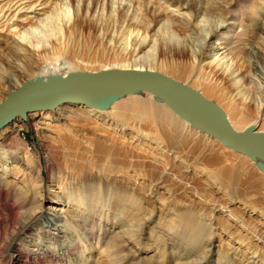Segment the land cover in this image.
<instances>
[{
  "label": "rangeland",
  "instance_id": "374dc122",
  "mask_svg": "<svg viewBox=\"0 0 264 264\" xmlns=\"http://www.w3.org/2000/svg\"><path fill=\"white\" fill-rule=\"evenodd\" d=\"M6 1L2 0V3ZM44 1L49 4L47 10L49 19L46 25L36 23V17L30 19L24 25V28L28 29L25 39L18 36L20 25L17 24H13L12 28L6 26L0 32V100L16 83H22L28 78L41 74L42 63L50 59L62 63L61 66L64 67L70 64L68 68L72 67L73 71L97 70L114 64H129L131 67L153 66V69L183 81L187 78V73L182 69L183 62L178 63V59L172 60L167 56L164 52L166 49L160 43L151 53L139 58L140 60L128 54L135 42L145 35L146 25L149 22V19L145 18L143 0L141 2L140 0ZM200 1L203 6L205 3L211 5L216 2V0ZM218 1L226 5L228 0ZM255 1L264 2V0ZM122 4L130 6V16L124 22L119 19V8ZM173 6L169 8L173 9ZM174 11L178 13V10ZM257 14L260 19L264 17V4L257 5ZM166 15L167 13L163 14L164 18L167 17ZM247 16L248 19L250 14L248 13ZM166 23L168 24V21ZM162 26L158 35L167 36L166 25ZM245 39L243 46H247L248 52L245 56L246 64L254 61L258 63L262 69L258 67L255 71L258 77L262 78L264 77V37L247 31ZM53 49H58L59 53L54 55ZM183 60L189 62L188 57ZM64 61L66 63H63ZM174 62L176 64H173ZM189 79L188 81L196 85L200 84L195 77ZM204 85L200 84L204 94L219 102L226 111L231 110L228 98L221 92H211ZM251 89V91L242 90V93L260 99L261 94L257 90L255 92V88L251 87ZM135 96L136 99L133 97L123 99L126 101L124 106L126 109L121 118L117 115H120L122 110H113V106L98 113H89L85 109L72 106L54 114H34L30 120L20 118L9 125L0 136V147H3L2 142L10 136V133L19 132L32 149V153L40 157L45 164L47 152L43 142H50L53 148L60 150L63 165L61 171L66 176L81 179L85 177L84 174L91 173L93 179H96L99 193L94 195L88 193L87 189L84 190V185H77L78 182L72 179L69 186L73 188L77 185L74 188L76 190L69 196L61 192L60 197L57 196L61 201L52 200L54 195L49 192L52 190V182L45 170L44 191L46 192L43 193L45 197L39 209H44L45 216L48 214L50 218L46 217L42 220L41 225L47 232H51L50 235L55 234L56 237L40 238L35 235L29 236L24 232L19 237H13L15 229H11L6 233L7 237L5 235L0 240V244H29L33 248L32 255L39 253L36 245L42 244L55 254H60L74 238H85V244L78 253L66 256V260L58 264H103L104 262L110 264V260L121 259L127 254L131 258L134 257L128 264H188L193 259L200 260L205 255L204 260L206 262L210 260V264H256V262L264 264V245L257 241V232L264 227V171L249 158L241 157L237 152L230 151L208 135L184 123L178 121L168 123L170 120L164 121L159 115H154L150 119L141 114L139 100H143L148 106L155 102L145 94ZM59 112H62L63 116L60 121L69 118L68 123L73 126H63L64 128L57 129L53 134L52 127L46 123H56ZM234 115H232L233 121L240 126V129L249 124L264 129V117L254 120L255 118L251 116L243 121L240 116ZM112 118L118 122L114 124L118 132L115 133L116 135L112 134L117 136L116 141H107L90 129L91 123L105 125L108 120L112 121ZM123 136L126 142L123 141ZM108 137L111 139L110 135ZM11 160L10 158L8 162ZM16 162L11 161L10 168ZM164 172L168 173V176L164 175ZM19 173L20 171L17 174L12 173V177L8 174L10 175L8 179L17 177L13 186L15 189L21 187L24 190L28 186L22 181L25 176ZM109 175L123 179L129 187L126 188L124 184L120 185L119 190H115L107 183ZM21 189L16 191L21 193L23 191ZM52 191L58 190L53 188ZM75 192L86 193L83 194L86 198L91 196L96 207L92 209L89 204L83 207L75 199ZM210 204L229 206L234 218L241 220L246 229L237 225L232 218L228 219L221 211L214 212ZM50 207L61 210L51 212ZM184 208L198 210L194 215L196 222H193L196 227V237L190 236L197 246L193 255L187 252L188 246L183 247L182 243L175 242L171 244V238L176 235V230L181 229L180 223L183 217L180 214ZM90 209L99 214L104 221L100 233L92 239L86 236L92 231L88 232L87 228L83 229L79 224L77 226L68 224L70 221L71 224L74 222L83 224L89 216ZM125 211L134 212V218L133 215H125ZM105 229L107 232H104ZM129 230L134 233L131 238L132 241L136 239L134 243L129 241ZM118 231L125 236L121 244L124 242L130 244L125 250L115 247L118 241L112 236L120 234ZM14 254L13 249L5 254L0 253L5 258V263L0 264H14L10 262V258H16L13 257ZM20 258L24 260V256Z\"/></svg>",
  "mask_w": 264,
  "mask_h": 264
},
{
  "label": "bare ground",
  "instance_id": "6f19581e",
  "mask_svg": "<svg viewBox=\"0 0 264 264\" xmlns=\"http://www.w3.org/2000/svg\"><path fill=\"white\" fill-rule=\"evenodd\" d=\"M139 2H141V0ZM143 4L145 9L144 13L146 15L145 18L149 19V22L146 25L145 35H142V38L140 37L141 39L135 42L134 47L128 52L130 56L137 57L138 59L142 58L146 54L151 53L153 49L155 50L156 45L160 43L166 49L164 52L167 56H170L172 60L178 59V63L183 62L182 69L185 71L184 73H187V78L185 79L186 82H189L191 85H194L199 89H201V83L205 84L204 86H206L211 92H221V94L229 99L228 105L231 106L232 111L228 110L227 113L231 123L236 128L240 129V126L236 124L235 121H233V114H235L234 116H240L243 121L248 120L251 118V116L255 118L254 120L264 117V77L260 78L256 74L255 70L259 67L258 63L254 61V63L251 62L246 64L245 56L248 54V52L247 46H243L245 43L244 41L246 40L245 35L247 31L257 35L260 34V36L264 37V17L260 19L257 14V5L260 4L262 6L264 4L263 1L256 2L255 0H228L226 5H222L221 1L217 2L216 0V2L211 5L205 3L203 6L200 0H143ZM48 5V2L44 0H7L4 4L2 3V0H0V32H2L6 26L7 28H12L13 24H17L18 26L20 25V27H18V36L21 39H25L24 36L26 35L28 29H25L24 25L30 19L33 20V18L36 17V23L41 25L47 24L49 19V12L47 11L49 9ZM171 5H174L173 9L169 8ZM119 9V19L120 21L124 22L130 16V6L127 4H122ZM174 10H178V13H175ZM29 13H32V15H29ZM165 13H167L166 18L163 16ZM248 13L250 16L247 19ZM167 21L168 24L166 23ZM11 22L12 24H10ZM162 25H166L165 31L167 36L158 35L160 34V29L163 28ZM15 27L17 29V26ZM30 28L33 29V27ZM151 31H153V33H151ZM34 48L38 49V47ZM53 50L54 55L59 53L58 49ZM185 57H188V63L184 62L183 59H185ZM47 58L49 59V57ZM51 60L52 59L42 63L43 65H41V74L44 76L52 73L66 74L69 71H73L72 67L68 68L70 64L64 67L63 65L61 66L62 63H57ZM63 63H66V61ZM173 64L176 63L174 62ZM249 65L252 67H249ZM116 66L131 67L129 64H114L103 68ZM133 67L147 68L139 66ZM149 68H153V66ZM173 69H175L174 66ZM260 69H262V67ZM189 77H195V80L199 81L200 84L196 85L194 82L188 81ZM11 78L12 77H9V79ZM20 84V82L16 83L13 88L18 87ZM251 87L255 88V92L258 91L261 94L260 99H257V97H254L253 95L248 96V94L242 93V90L246 91L245 89H250L251 91ZM137 94L148 95L155 102L148 106L143 100H139L141 102V106L139 108L141 114L146 115L150 119L153 118L154 115H159L164 121L170 120L168 123H174L175 121H178L181 124L184 123L198 132L208 135L210 138L225 146L216 137L211 136L206 132L200 131L198 128L193 126L189 120H186L179 114L175 113L155 94L149 91H138L134 93L125 92L110 107L113 106V110H122L121 114L117 115L121 118V116L124 115V111L126 109L124 108L126 101L123 99L126 97H133L136 99L137 96L135 95ZM72 106L85 109L89 113H98V111H104L110 108H94L84 104L65 103L51 110L31 111L28 114V118L26 120H30V117H32L34 114H54L59 110ZM20 118L21 117L16 118L13 122H16ZM60 119H63L62 112H59L56 123H46L52 127L51 132H53V134L54 131L63 126H73L68 123L69 118L65 119L63 122H61ZM115 122L118 123L115 118H112V121L111 119L108 120L105 125L98 124V126L94 125L93 122L91 123L92 127L90 126V129H92L97 135L107 139V141L111 140L114 142L117 140V136H113L112 134L118 132V129L114 127ZM155 122L157 121L155 120ZM11 123L7 124L0 130V136L5 130L8 129ZM82 126L85 127L88 125ZM9 135L10 136L5 138V140L2 142L3 147H0V240H2L5 235L7 237L6 233L11 229H15L13 232V237H19V235L24 232L29 236L35 235L40 238H54L56 237L55 234L50 235L51 232H47L45 227L41 225L42 220H44L46 217L50 218V215L48 214L45 216L44 209H39L42 203L41 201L45 197L43 193L46 192L44 191V188L46 189L44 186V171L46 170V172L49 174L48 176H50L52 190L53 188L58 190L57 192L52 190L49 191L52 195H54L52 200L56 199L61 201L60 198L57 197H60L61 192L69 196L70 193L76 190L74 188L80 184L81 186L84 185V190L87 189L88 193H91L92 195L97 194L99 191L97 190L96 179H93L94 176L91 173L84 174L85 177L83 179L80 177L73 178L66 176L63 171H61L63 165L60 158V150H58L59 148H53L50 145V142H43L47 152L46 163L44 164L40 157H37L32 153V149L22 139L19 132H13ZM108 135L111 136V139L108 137ZM124 137L125 136H123V141L126 142ZM225 147L229 148L230 151H234L230 147ZM234 152L236 153V151ZM237 153L240 154L241 157L244 156L249 158L257 166V160L252 159L240 152ZM10 158L12 159L11 161H17L16 164L11 168V161L8 162ZM17 163H19V165ZM14 170L20 171L19 174H21V176H25L24 180L22 181L25 182L28 187H25L24 190L21 189V187L16 188L17 190H23L21 193L16 191L15 187L13 186L15 179L18 178L14 177L12 180L8 179V176L11 175L12 177L13 174H17L18 171ZM163 174L168 176V173L164 172ZM108 177L109 181L107 183L115 190H119V188H121L120 185L124 184L126 188L129 187L126 186L127 184L123 179L118 178L116 175H109ZM72 179L78 182V184H75L76 186L73 188L69 186ZM52 192H54V194ZM83 194L86 193L75 192V199L78 200L83 207H86V205L89 204V206L94 209V207H96L95 201L91 199V196L86 198L83 196ZM55 202L56 201H54V203ZM210 205V208L214 212L216 210L221 211L228 219L232 218L237 225H240L243 229H246L244 228L241 220L234 218L229 206L223 204ZM92 209L88 211L89 216L83 224L75 222L71 224V221L68 223L70 226H77L79 224L81 228H87L88 232L92 231L90 235H86L91 239L100 233L101 229L103 228L102 222H104L102 217L92 211ZM199 209H201L200 206ZM49 210L51 212H56L60 211L61 209L50 207ZM129 212L131 211L129 210ZM129 212L125 211V215H133L134 218L135 213ZM197 212V208H184L182 214H180L181 217H183V220L180 223L181 229L176 230V235H173L171 238V244L175 242L178 244L182 243L183 247L188 246L187 252H191L192 255L194 254V249L197 248L193 242V238L196 237V227L193 222H196L194 215H196ZM16 226L18 228H16ZM95 228H98L99 231ZM104 232H107V230L105 229ZM119 233L120 234H114V236H112L118 241L115 244V247L117 246L119 249L125 250L130 244H127L126 242L121 244V242L124 240L123 237L125 236L123 233ZM129 234V241L134 243L136 239H133V241L131 239L134 236V233H131V230H129ZM211 234L212 233H210V235ZM257 235V241L262 242L264 245V227H262L257 232ZM199 237L204 239L202 236ZM186 238H188V240H186ZM200 238L199 240L201 241ZM84 244L85 238H74L72 242L65 248V251L62 250L63 252L60 254H55L54 251L49 250V247H45L42 244L36 245L38 246L37 251L39 253L32 255L31 252L33 251V248L30 247L29 244L14 245L12 243L11 245H8L7 243L4 245L0 244V253L5 254L9 250L13 249L15 253L13 257L16 256V258H10V262H13L14 264H42L44 262H48L47 264H58L64 262L66 260V256L69 257L72 254L78 253L83 248ZM20 256H24V260H22ZM124 257L125 259H123ZM204 257H202L200 260L193 259L188 264H208L210 260L206 262ZM123 258L118 260L109 259L111 261L110 264H128L129 261H133L134 259V257L131 258L129 254L123 256ZM0 263H5V258L3 255H0ZM103 264H105V262ZM256 264H258V262H256Z\"/></svg>",
  "mask_w": 264,
  "mask_h": 264
},
{
  "label": "water",
  "instance_id": "95a60500",
  "mask_svg": "<svg viewBox=\"0 0 264 264\" xmlns=\"http://www.w3.org/2000/svg\"><path fill=\"white\" fill-rule=\"evenodd\" d=\"M149 91L200 131L225 146L257 160L264 171V129L236 128L225 108L190 83L153 68L108 67L66 74H38L12 88L0 100V130L31 111L51 110L65 103L108 108L125 92Z\"/></svg>",
  "mask_w": 264,
  "mask_h": 264
}]
</instances>
